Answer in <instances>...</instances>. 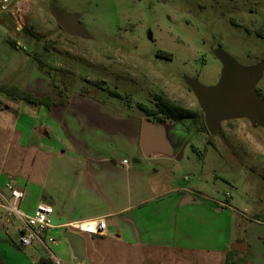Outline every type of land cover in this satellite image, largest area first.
I'll use <instances>...</instances> for the list:
<instances>
[{
  "label": "rangeland",
  "instance_id": "rangeland-1",
  "mask_svg": "<svg viewBox=\"0 0 264 264\" xmlns=\"http://www.w3.org/2000/svg\"><path fill=\"white\" fill-rule=\"evenodd\" d=\"M52 8L79 15L90 37L69 35ZM12 9L0 13V85L63 98L79 115L94 103L110 115L143 117L139 104L155 108L158 96L202 113L188 79L217 85L220 51L245 67L261 64L264 99V0H14ZM9 103L0 93V109ZM183 124L195 149L182 162H161L182 185L236 209L248 248L241 256L264 264V127L241 117L211 135Z\"/></svg>",
  "mask_w": 264,
  "mask_h": 264
},
{
  "label": "crops",
  "instance_id": "crops-1",
  "mask_svg": "<svg viewBox=\"0 0 264 264\" xmlns=\"http://www.w3.org/2000/svg\"><path fill=\"white\" fill-rule=\"evenodd\" d=\"M9 99L0 109V193L9 196L13 183L25 192L26 215L41 202L54 214L42 242L24 247L23 221L0 206V264L42 256L59 264H224L230 250H248L236 209L182 185L173 165L161 162L171 159L144 156L142 121L151 117L110 115L88 102L79 115L69 101L48 108ZM95 218H105L106 234L74 232L85 243L80 263L62 233Z\"/></svg>",
  "mask_w": 264,
  "mask_h": 264
},
{
  "label": "water",
  "instance_id": "water-1",
  "mask_svg": "<svg viewBox=\"0 0 264 264\" xmlns=\"http://www.w3.org/2000/svg\"><path fill=\"white\" fill-rule=\"evenodd\" d=\"M52 15L58 24L72 36L89 38L90 35L80 23L79 15H67L58 8H52ZM224 64L219 83L208 87L195 79H188L204 115L207 131L214 135L222 122L241 117L249 118L253 125L264 127V99L259 94L257 82L261 76V64L245 67L233 57L220 51ZM190 129L182 121L144 118L142 121L140 146L147 159L166 158L182 162L192 146ZM74 256L84 261L85 243L82 236L63 231ZM234 247L242 249L238 245Z\"/></svg>",
  "mask_w": 264,
  "mask_h": 264
},
{
  "label": "built area",
  "instance_id": "built-area-1",
  "mask_svg": "<svg viewBox=\"0 0 264 264\" xmlns=\"http://www.w3.org/2000/svg\"><path fill=\"white\" fill-rule=\"evenodd\" d=\"M14 0H0V13L12 11ZM18 9L22 8L21 3L17 2ZM13 14V12H11ZM124 164L128 163L123 159ZM10 195L6 196L0 193V206L5 210L7 216H14L23 221V227L20 234V244L24 247L42 242L41 232L53 225L54 208L48 203L38 204L32 215H26L21 210V202L25 197L24 190L14 187L13 183L9 186ZM71 232H84L92 236H102L106 234L107 223L105 218H95L91 220L74 221L65 225ZM54 242V239H51Z\"/></svg>",
  "mask_w": 264,
  "mask_h": 264
},
{
  "label": "trees",
  "instance_id": "trees-1",
  "mask_svg": "<svg viewBox=\"0 0 264 264\" xmlns=\"http://www.w3.org/2000/svg\"><path fill=\"white\" fill-rule=\"evenodd\" d=\"M8 42L18 48V43L14 39H9ZM171 57V54H167ZM259 91V89H258ZM0 93L7 95L9 98L14 100L27 101L33 104L45 105L51 108L53 104H62L65 101L61 98L57 102H53L50 95L39 97L27 89H22L16 85H8L7 83L0 85ZM260 94V91H259ZM261 95V94H260ZM139 108L146 113L149 117H154V119H166L171 121H190V124L194 126L195 130L199 133H204L207 131L204 122V115L200 110H194L182 105L176 104L168 99L158 96V101L156 102L155 108H150L145 104H139ZM211 143V141H210ZM195 149V146H192ZM234 255H239L236 259ZM35 264H59L51 256H42ZM224 264H248V261L241 256V253L236 249L230 250L228 258Z\"/></svg>",
  "mask_w": 264,
  "mask_h": 264
}]
</instances>
